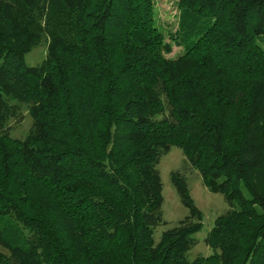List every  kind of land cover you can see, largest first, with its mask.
Instances as JSON below:
<instances>
[{"label": "trees", "instance_id": "16d2710c", "mask_svg": "<svg viewBox=\"0 0 264 264\" xmlns=\"http://www.w3.org/2000/svg\"><path fill=\"white\" fill-rule=\"evenodd\" d=\"M176 8L166 40L153 0H0V264H264V0ZM22 103L20 139L6 118ZM170 146L238 203L192 259L202 214L177 171L195 220L152 237Z\"/></svg>", "mask_w": 264, "mask_h": 264}, {"label": "rangeland", "instance_id": "374dc122", "mask_svg": "<svg viewBox=\"0 0 264 264\" xmlns=\"http://www.w3.org/2000/svg\"><path fill=\"white\" fill-rule=\"evenodd\" d=\"M154 17L165 30L176 29L178 10L176 0H153ZM47 36L41 33L38 41L23 56L28 65L38 64L44 57L47 50ZM258 45L264 51V36L257 39ZM182 53L180 44L171 42V51L165 57L174 58ZM31 124L30 116L26 106L22 103L18 111L6 118V132L10 137L23 138ZM155 168L161 182V204L157 210V221L152 227V237L157 241L163 231L170 230L178 225L190 223L195 220L188 214L187 208L180 202L179 196L171 183L170 174L173 171L180 173L186 184L188 194L194 206L201 211V228L193 233V243L186 253L188 259L197 255H207L211 249L205 243V236L210 229L213 219L232 208H237L238 203H227L220 192L210 191L203 183L199 171L192 167L186 160L181 150L177 146H170L158 157ZM242 195L247 198L249 195L243 186H240ZM258 208L257 205H255ZM25 231V230H24ZM26 233V231H25Z\"/></svg>", "mask_w": 264, "mask_h": 264}]
</instances>
